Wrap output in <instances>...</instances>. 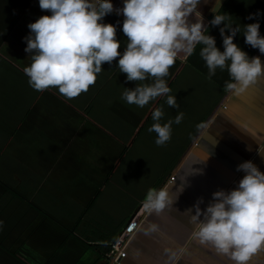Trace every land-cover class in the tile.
I'll list each match as a JSON object with an SVG mask.
<instances>
[{
  "label": "crops",
  "instance_id": "1",
  "mask_svg": "<svg viewBox=\"0 0 264 264\" xmlns=\"http://www.w3.org/2000/svg\"><path fill=\"white\" fill-rule=\"evenodd\" d=\"M110 2L114 11L103 22L116 26L123 53V15L115 12L123 0ZM196 11L220 51L224 26L210 24L218 11L230 16L226 23L240 26L233 42L264 63V54L243 37V25L257 22L264 36V0H200ZM257 12L259 16L246 19ZM50 14L38 0H0V140L6 143L0 172H5V188L23 193L19 201L7 197L5 212H0V264H109L104 246L152 188H166L173 208L156 214L142 207L117 264H232L200 244L181 213L198 198H203V210L213 192L236 188L245 174L237 166L245 161L264 173V77L237 95L226 88L232 82L227 67L217 68L208 79L199 54L203 45L198 44L165 77L168 95L176 97L179 108H170L167 96L143 108L124 101V88H134L136 82L127 81L118 61L104 63L95 84L77 98L67 99L57 88L36 91L23 71L30 64L24 38L29 23ZM195 19V14L189 16L191 22ZM157 107L164 111L162 124L184 114L181 123L172 124L163 146L148 131ZM84 240L88 247L96 246L80 259L77 245ZM249 264H264V251Z\"/></svg>",
  "mask_w": 264,
  "mask_h": 264
},
{
  "label": "clouds",
  "instance_id": "2",
  "mask_svg": "<svg viewBox=\"0 0 264 264\" xmlns=\"http://www.w3.org/2000/svg\"><path fill=\"white\" fill-rule=\"evenodd\" d=\"M38 2L42 11L51 14L27 25L30 34L24 38V51L29 54L30 64L23 69L28 84L36 91L57 88L65 98H77L95 84L104 63L118 61L117 67L126 74L127 81L136 82L134 88H124V101L143 108L155 98L167 96V105L179 108L176 97L168 95L171 89L165 77L176 60H186L198 44L203 45L199 54L207 66L208 79L217 68L227 67L232 82H226V88L237 95L264 77V63L259 56L249 57L233 42L240 26L226 23L229 15L218 11L210 21L212 26H224L220 28L223 51L215 46L214 37L205 34L208 28L196 11L200 0H123V7L115 9L117 15H123L121 30L127 37L123 53L118 51L116 26L103 22L114 11L110 0ZM192 14L195 22L189 20ZM256 16L259 12L246 19ZM243 26L245 43L264 54L259 23ZM149 80L150 83H138ZM183 116L180 112L174 120L162 124V107L153 110L154 123L148 131L156 134L157 146L170 140L172 124L181 123ZM198 171L202 174V169ZM237 171L245 174L236 188L213 192L203 210L199 206L203 198H198L192 208L181 214L193 225V236L200 244L212 247L232 264H249L255 254L264 251V173L250 160L239 164ZM173 203L166 188H152L142 206L148 213L160 214L173 208Z\"/></svg>",
  "mask_w": 264,
  "mask_h": 264
},
{
  "label": "built area",
  "instance_id": "3",
  "mask_svg": "<svg viewBox=\"0 0 264 264\" xmlns=\"http://www.w3.org/2000/svg\"><path fill=\"white\" fill-rule=\"evenodd\" d=\"M172 178L173 177L170 176L169 180ZM142 205L143 203H140L137 211L134 212V214H132L122 226L119 227L114 237L108 243V249L104 253V257L109 262V264H117L118 261L124 257L125 246L138 226L140 213H142Z\"/></svg>",
  "mask_w": 264,
  "mask_h": 264
},
{
  "label": "trees",
  "instance_id": "4",
  "mask_svg": "<svg viewBox=\"0 0 264 264\" xmlns=\"http://www.w3.org/2000/svg\"><path fill=\"white\" fill-rule=\"evenodd\" d=\"M155 102V101H154ZM153 105H154V103H153ZM4 125V124H3ZM3 125H1V126H3ZM2 128V127H1ZM3 129V128H2ZM5 140H0V154H2L3 152H1V151H3L4 150V148H5ZM0 157H4V156H0ZM3 175H5V172H0V185L1 186H3V187H0V212H2L3 210H5V207L7 206V204H6V198L7 197H9V199H10V201L11 200H13L14 199V201H19V200H21L22 198V189H20V188H5V186H6V182L3 180ZM12 197V198H11ZM19 199V200H18ZM32 205V204H31ZM17 207H19V204L17 205ZM3 212H5V211H3ZM72 228L73 227H70V228H68L67 230L68 231H71L72 230ZM119 229V227L117 228V230ZM116 230V231H117ZM116 231H115V233H116ZM73 232V231H72ZM115 233H114V235H115ZM100 235V234H99ZM98 235V236H99ZM114 237V236H113ZM112 237V238H113ZM100 238H102L101 236H100ZM111 238V239H112ZM82 244V245H81ZM81 244H78L77 245V250H76V252H77V255H81V257H80V259L81 258H84L85 256H87V254H88V251L87 250H90V247H95L96 245H94V246H92V245H90V247H88V244H87V241L86 240H84V241H82V243ZM103 247V246H102ZM107 249H108V245H106V246H104V249H103V254L107 251ZM16 257V256H15ZM79 257V256H78Z\"/></svg>",
  "mask_w": 264,
  "mask_h": 264
},
{
  "label": "flooded vegetation",
  "instance_id": "5",
  "mask_svg": "<svg viewBox=\"0 0 264 264\" xmlns=\"http://www.w3.org/2000/svg\"><path fill=\"white\" fill-rule=\"evenodd\" d=\"M107 263H108V261H107Z\"/></svg>",
  "mask_w": 264,
  "mask_h": 264
}]
</instances>
